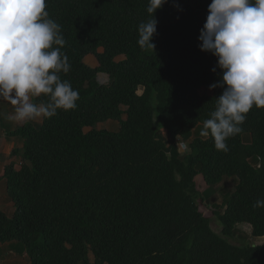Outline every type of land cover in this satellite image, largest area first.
<instances>
[{
	"label": "trees",
	"instance_id": "16d2710c",
	"mask_svg": "<svg viewBox=\"0 0 264 264\" xmlns=\"http://www.w3.org/2000/svg\"><path fill=\"white\" fill-rule=\"evenodd\" d=\"M211 2L157 9L153 50L137 43L138 25L152 18L148 0H46L71 65L61 78L80 99L17 130L23 163L5 170L15 212L0 211V242L22 245L30 264H264V244L229 240L239 223L264 238V208L253 206L264 198V108L253 106L227 152L200 135L223 91L209 90L221 70L199 48ZM108 121L119 130L97 128ZM179 140L188 143L183 156ZM227 177L238 183L224 212L204 214L206 194Z\"/></svg>",
	"mask_w": 264,
	"mask_h": 264
},
{
	"label": "clouds",
	"instance_id": "9594fccd",
	"mask_svg": "<svg viewBox=\"0 0 264 264\" xmlns=\"http://www.w3.org/2000/svg\"><path fill=\"white\" fill-rule=\"evenodd\" d=\"M167 2L148 0L152 18L138 25L142 49L154 50V13ZM198 40L201 51L217 58L212 71L221 70L209 90L223 89L200 135L211 138L217 151L227 152L226 141L243 131L253 106L264 108V0H212ZM65 43L61 26L46 11V0H0V99L15 106L9 119L26 123L77 108L79 91L60 75L71 68L61 51ZM41 96L46 103L33 102ZM253 206L264 208V198Z\"/></svg>",
	"mask_w": 264,
	"mask_h": 264
},
{
	"label": "crops",
	"instance_id": "0c3cea01",
	"mask_svg": "<svg viewBox=\"0 0 264 264\" xmlns=\"http://www.w3.org/2000/svg\"><path fill=\"white\" fill-rule=\"evenodd\" d=\"M100 52L102 51L100 50ZM85 63L93 68L99 65L96 57L93 55L87 56ZM14 113L15 106L9 101L0 99V211L4 212L6 215H8V217L13 216L15 212V206L8 195V189L4 177L5 170L6 167L11 163H15L16 169H20L23 163L21 153L14 156L15 150L21 152L24 148V140L20 136L16 135V132L20 127L28 123H32L35 126H40L43 122V118L26 123L9 119V117L14 115ZM0 264L30 263L27 253L22 245L18 243L0 242Z\"/></svg>",
	"mask_w": 264,
	"mask_h": 264
},
{
	"label": "rangeland",
	"instance_id": "374dc122",
	"mask_svg": "<svg viewBox=\"0 0 264 264\" xmlns=\"http://www.w3.org/2000/svg\"><path fill=\"white\" fill-rule=\"evenodd\" d=\"M102 51V50H101ZM124 57L121 56L118 58V60L123 59ZM99 81L103 84L109 82V78L106 75H100ZM202 93H206V90L202 89ZM143 90L139 91V94H142ZM124 119L126 116L123 117ZM119 122L117 121H108L104 123H100L97 125V128L99 130H109V131H118L119 130ZM90 129H87L89 131ZM160 138H163V134H159ZM246 142L250 141L249 137H246ZM179 152L183 156L184 154L189 152L188 143L184 142L182 140H179L177 142ZM238 183V177H227L222 183L212 188L211 191H209L208 194H206L205 197V205L206 206H200V210L206 214L209 209L218 210L219 212H224L227 200L229 199L230 195L235 190V187ZM197 203H200V199H197ZM212 228L213 230L221 234L222 232V225L219 222V220L214 217L212 219ZM263 239H257L252 236V228L249 224L246 223H239L237 224L235 236L230 240L231 243L234 245H242L244 243H250L255 245H260L263 243ZM91 260L93 261L94 258L91 255Z\"/></svg>",
	"mask_w": 264,
	"mask_h": 264
}]
</instances>
